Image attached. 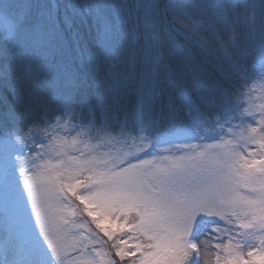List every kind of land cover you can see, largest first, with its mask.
I'll return each instance as SVG.
<instances>
[{"label":"snow or ice","instance_id":"snow-or-ice-1","mask_svg":"<svg viewBox=\"0 0 264 264\" xmlns=\"http://www.w3.org/2000/svg\"><path fill=\"white\" fill-rule=\"evenodd\" d=\"M0 264H264V0H0Z\"/></svg>","mask_w":264,"mask_h":264},{"label":"trees","instance_id":"trees-1","mask_svg":"<svg viewBox=\"0 0 264 264\" xmlns=\"http://www.w3.org/2000/svg\"><path fill=\"white\" fill-rule=\"evenodd\" d=\"M177 122H179V118H177Z\"/></svg>","mask_w":264,"mask_h":264}]
</instances>
